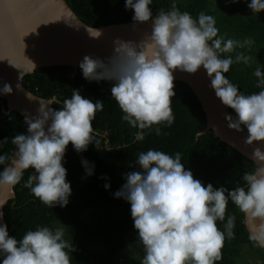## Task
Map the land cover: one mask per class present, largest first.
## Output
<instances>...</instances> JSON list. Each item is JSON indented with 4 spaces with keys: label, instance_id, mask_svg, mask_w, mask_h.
<instances>
[{
    "label": "clouds",
    "instance_id": "obj_1",
    "mask_svg": "<svg viewBox=\"0 0 264 264\" xmlns=\"http://www.w3.org/2000/svg\"><path fill=\"white\" fill-rule=\"evenodd\" d=\"M151 4L152 0H126L125 7L134 10V21H153L150 35L139 43L116 38L113 55L107 62L85 55L79 64L84 78L114 81L111 96L124 113L122 119L140 130L155 125L159 135L160 125L170 127L175 121L173 73L180 70L195 74L203 67L216 97L235 112V118L225 115L228 126L236 131L246 127V144H264V90L245 95L225 75L233 63L249 64L252 58L242 52L235 59L231 55L221 58V54L235 52L254 41L225 40L219 35L212 15L201 12L194 18L175 4L170 11H159L153 19ZM248 7L253 13L264 12V0H251ZM87 31L94 39L103 35L97 28ZM254 75L258 78L257 87L264 88V71L257 67ZM12 92L11 84L0 88V94ZM27 95L32 98L30 93ZM50 104L53 102H42L37 109L39 115L25 116L27 134L12 138L16 146L14 155H0V165H6L0 171V187L14 188L25 170L34 169L35 174L29 176L24 186L43 204L55 208L67 206L72 194L63 165L67 147L71 143L77 152H83L93 142L97 146L93 121L103 111L104 102H94L74 89L59 110L49 107ZM137 139H143L142 132ZM253 160L259 167L244 174L247 188L239 186L229 191L225 187L214 188L211 183L205 186L196 179L182 163L180 152L174 156L153 149L141 152L137 158L141 170L126 173V183L114 193L131 205L134 228L145 251L141 264H216L223 258L226 239L235 238L234 215L228 216L223 231L217 224L225 220L229 199L245 215L246 223L251 224L249 239L264 248V150L261 147L254 149ZM82 163L87 175H92L94 165L87 160ZM105 187L109 188L110 184ZM5 203L0 202V207ZM69 250L72 253L75 248L64 239L63 228L38 226L18 240L9 235L7 224L0 225L2 264H71Z\"/></svg>",
    "mask_w": 264,
    "mask_h": 264
},
{
    "label": "trees",
    "instance_id": "obj_2",
    "mask_svg": "<svg viewBox=\"0 0 264 264\" xmlns=\"http://www.w3.org/2000/svg\"><path fill=\"white\" fill-rule=\"evenodd\" d=\"M66 2L90 26L134 21V10L125 7L126 0ZM211 2L212 0H152L149 7L153 17L159 11H170L173 4L181 12H189L194 18L203 12L215 18L219 29L221 19L211 7ZM250 2L251 0H239L233 4L228 16L231 19L238 16L239 25L234 27L239 35L243 32L256 33L264 41V12L253 13L248 7ZM224 38L229 39L228 36ZM229 55L235 59V52L223 53L221 58ZM259 68L264 71V67ZM255 70L256 68L246 67L245 63L239 62L233 63L225 75L243 94L251 95L264 90L257 87ZM23 83L40 97H56L58 101L54 102L53 108L57 110L63 107L65 99L71 98L74 89H79L85 98L94 102H104L103 111L98 112L93 121L97 146L93 142L83 152H77L71 143L67 147L63 165L67 169L66 179L72 187L68 205L48 207L36 198L24 186L29 176L35 174V170L30 168L24 171L21 182L14 187L16 196L4 206L9 235L18 240L27 231L35 230L38 226L55 230L56 223L64 224L66 231L77 239L75 251H70L71 264H119L116 257L128 248L130 236L138 230L134 228L130 203L115 197L114 193L126 183V173L141 170L137 164L141 152L153 149L173 156L180 152L182 163L187 170L193 172L196 179L205 186L211 183L214 188L225 187L229 191L239 186L247 188L243 180L244 174L257 169L251 159L222 141L213 129L201 133L207 127V116L198 96L186 82L174 81L176 95L172 99V108L175 121L170 127L160 125L159 135L156 134L155 125L151 129L140 130L123 120L124 113L111 96V88L115 82L89 81L84 78L80 67L64 65L39 68L26 75ZM1 100L7 108L4 94H0ZM230 110L235 115L234 110ZM141 132L143 139H137ZM20 133L27 134L25 117L16 111L7 114L0 103V155L12 156L16 148L12 138ZM83 160L94 165L92 175H87ZM5 166L0 165V171ZM109 184L110 187L106 188L105 185ZM233 215L235 238L226 239L222 249L223 258L216 264H238L236 258L241 254V247L246 244L254 245L249 239L245 215L230 199L225 220L217 221L218 227L223 231L228 216ZM95 245L102 249L93 250ZM144 255L135 264H141ZM3 258L0 255V264ZM133 263L126 261L122 264Z\"/></svg>",
    "mask_w": 264,
    "mask_h": 264
},
{
    "label": "water",
    "instance_id": "obj_3",
    "mask_svg": "<svg viewBox=\"0 0 264 264\" xmlns=\"http://www.w3.org/2000/svg\"><path fill=\"white\" fill-rule=\"evenodd\" d=\"M152 23V20L145 23L129 21L94 27L83 22L66 0H0V88L4 84H11L13 88L11 94H4L7 108L0 101L2 110L7 114L16 111L24 117L39 115L37 109L40 103L52 101L54 104L58 99L43 98L31 92L23 83L26 75L43 67L68 65L79 68L85 55H93L107 62L113 55L116 38L139 43L150 35ZM94 28L102 30L103 35L99 39L91 38L88 34L87 29ZM34 29L36 31L31 32ZM22 38L26 45L25 55ZM173 74L175 80L192 87L203 106L207 127L201 133L213 129L222 141L251 159L258 168L259 164L253 160V151L256 147L264 150V144L254 142L248 145L245 143L248 136L246 127L242 126L243 131H236L228 126L225 115L234 118L235 115L216 97L206 70L201 67L195 74L176 70ZM18 84L20 87H17ZM27 93L31 94V99ZM53 104L49 107L53 108ZM15 196L14 188L0 187V202L6 201L0 207V225L7 224L4 206ZM246 228L250 233L251 224L246 223Z\"/></svg>",
    "mask_w": 264,
    "mask_h": 264
},
{
    "label": "rangeland",
    "instance_id": "obj_4",
    "mask_svg": "<svg viewBox=\"0 0 264 264\" xmlns=\"http://www.w3.org/2000/svg\"><path fill=\"white\" fill-rule=\"evenodd\" d=\"M239 0H237L238 2ZM236 2H230V0H212L211 7L216 10L218 13L219 18L221 19L219 32L221 35L228 36L229 39L243 41L246 38H251L254 43L250 46H245L243 48H237L235 50V54L243 53L245 56H250L251 62L249 64H245L246 67L250 68H257V67H264V41L259 38V35L256 33L248 34V32H243L242 34H238L237 28L234 25H239L240 21L238 20V16L234 18H230L228 14L232 9L233 4ZM235 14V12L233 13ZM226 18H223V17ZM56 228H63L64 229V239L67 240L70 244L77 243V239L70 235L66 231V227L62 223H56ZM138 232L133 233L130 236L131 243L126 250L121 252L117 257L116 261L119 264H122L126 261L135 262L140 260L141 257L144 255L145 251L142 247L139 239H138ZM101 246L95 245L93 250L98 251L101 250ZM70 254V250H69ZM236 262L238 264H264V248L257 247L254 245H244L241 247V254L236 258Z\"/></svg>",
    "mask_w": 264,
    "mask_h": 264
}]
</instances>
